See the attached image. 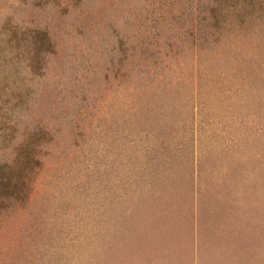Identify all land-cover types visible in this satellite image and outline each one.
<instances>
[{
  "label": "rangeland",
  "instance_id": "obj_1",
  "mask_svg": "<svg viewBox=\"0 0 264 264\" xmlns=\"http://www.w3.org/2000/svg\"><path fill=\"white\" fill-rule=\"evenodd\" d=\"M202 1L0 0V264H264V18Z\"/></svg>",
  "mask_w": 264,
  "mask_h": 264
},
{
  "label": "trees",
  "instance_id": "obj_2",
  "mask_svg": "<svg viewBox=\"0 0 264 264\" xmlns=\"http://www.w3.org/2000/svg\"><path fill=\"white\" fill-rule=\"evenodd\" d=\"M264 18V0H203L201 3V20L203 21V32L205 39L208 34L224 27H235L239 29L249 21ZM35 34L40 37L36 52L48 50L50 40L45 30L34 29ZM36 48V47H35ZM33 67H36L33 66ZM46 135L44 129L33 130L25 142L21 143L15 153V163L21 165L14 167L12 164L0 163V194L13 196L16 194L18 182H24L25 170L32 165L34 157L35 140Z\"/></svg>",
  "mask_w": 264,
  "mask_h": 264
}]
</instances>
